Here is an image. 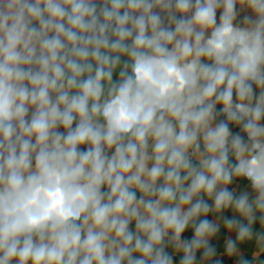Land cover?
<instances>
[{"label":"clouds","instance_id":"9594fccd","mask_svg":"<svg viewBox=\"0 0 264 264\" xmlns=\"http://www.w3.org/2000/svg\"><path fill=\"white\" fill-rule=\"evenodd\" d=\"M0 264H264V0H0Z\"/></svg>","mask_w":264,"mask_h":264}]
</instances>
